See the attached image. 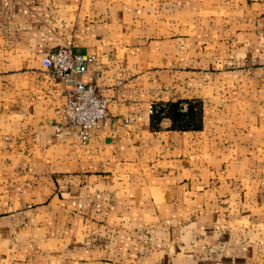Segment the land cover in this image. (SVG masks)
Segmentation results:
<instances>
[{"label": "crops", "instance_id": "1", "mask_svg": "<svg viewBox=\"0 0 264 264\" xmlns=\"http://www.w3.org/2000/svg\"><path fill=\"white\" fill-rule=\"evenodd\" d=\"M58 44L115 99L85 142ZM0 264H264V0H0Z\"/></svg>", "mask_w": 264, "mask_h": 264}, {"label": "built area", "instance_id": "2", "mask_svg": "<svg viewBox=\"0 0 264 264\" xmlns=\"http://www.w3.org/2000/svg\"><path fill=\"white\" fill-rule=\"evenodd\" d=\"M94 59L95 54L74 52L67 44H58L41 58L47 73L65 86L66 102L56 109L60 124L75 127L82 142L87 141L90 131L108 115L109 104L115 100L102 93L94 82L80 78ZM56 128H60L59 124Z\"/></svg>", "mask_w": 264, "mask_h": 264}, {"label": "trees", "instance_id": "3", "mask_svg": "<svg viewBox=\"0 0 264 264\" xmlns=\"http://www.w3.org/2000/svg\"><path fill=\"white\" fill-rule=\"evenodd\" d=\"M186 110L182 109L181 100L169 101L164 106L157 108L153 112V116L159 119L161 115L171 118L172 125L183 128H193L200 125V104L197 100H186ZM185 112V113H184Z\"/></svg>", "mask_w": 264, "mask_h": 264}, {"label": "water", "instance_id": "4", "mask_svg": "<svg viewBox=\"0 0 264 264\" xmlns=\"http://www.w3.org/2000/svg\"><path fill=\"white\" fill-rule=\"evenodd\" d=\"M185 113V112H184Z\"/></svg>", "mask_w": 264, "mask_h": 264}]
</instances>
